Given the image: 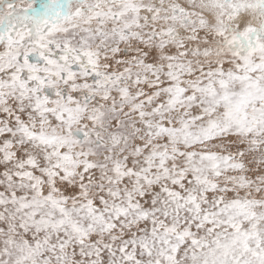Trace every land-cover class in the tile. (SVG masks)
<instances>
[{"label":"snow or ice","instance_id":"1","mask_svg":"<svg viewBox=\"0 0 264 264\" xmlns=\"http://www.w3.org/2000/svg\"><path fill=\"white\" fill-rule=\"evenodd\" d=\"M0 264H264V0H0Z\"/></svg>","mask_w":264,"mask_h":264}]
</instances>
